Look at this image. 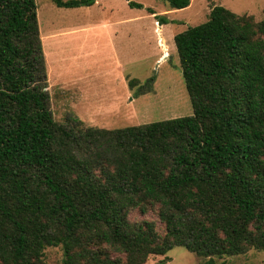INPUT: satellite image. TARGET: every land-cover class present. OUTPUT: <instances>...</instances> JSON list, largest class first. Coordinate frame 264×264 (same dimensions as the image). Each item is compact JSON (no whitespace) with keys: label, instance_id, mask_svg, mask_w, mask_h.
<instances>
[{"label":"trees","instance_id":"trees-1","mask_svg":"<svg viewBox=\"0 0 264 264\" xmlns=\"http://www.w3.org/2000/svg\"><path fill=\"white\" fill-rule=\"evenodd\" d=\"M36 8L0 0V264H46L48 248L62 264H145L177 246L200 264L264 252V18L214 6L174 36L193 116L105 129L54 120ZM133 211H153L162 232Z\"/></svg>","mask_w":264,"mask_h":264},{"label":"rangeland","instance_id":"rangeland-1","mask_svg":"<svg viewBox=\"0 0 264 264\" xmlns=\"http://www.w3.org/2000/svg\"><path fill=\"white\" fill-rule=\"evenodd\" d=\"M131 1L148 4L154 8V12L164 9L162 0ZM35 4L45 60L47 92L54 120L64 124L70 121L69 118H75L86 127L105 129L143 126L193 116L172 35L206 22L214 6H222L238 15L251 16L256 22L264 18V0H195L189 9L175 10L170 15L160 13L151 18L143 9L132 8V28L138 31L132 33L130 39H126L121 37L122 34L113 38L108 35L106 37L99 31L79 30L89 24L93 17L100 22L109 19L113 22L118 19L117 15L105 16L97 7L57 8L50 0H35ZM85 14H89V20L82 19ZM128 15L122 13L120 17ZM159 16L171 24L165 26L166 35H170L168 41H163L166 46L163 53L165 57L156 64V58L152 55L156 51L157 34L153 28L157 24L162 26L157 21ZM72 30L74 31L71 32ZM96 32L99 33L98 36ZM51 34L54 37L45 40ZM115 64H120L124 74H128L127 82L130 79L138 81L137 86L129 88L122 103L117 101L121 94L104 95V87L101 86L106 83L113 84L118 78ZM152 76L155 80L149 92L135 96L138 87L143 86ZM75 78L80 79L79 84H85L97 95H79V90L70 84ZM91 107L99 109L94 110ZM129 220L132 223L152 220L160 232L163 229L153 211L146 215L133 211ZM165 258H168L165 264L201 262L200 258L177 246L166 256L149 257L145 264H158ZM45 263L62 264L60 248H48L45 251ZM217 264H264V252L251 250L245 255L224 257L217 260Z\"/></svg>","mask_w":264,"mask_h":264},{"label":"crops","instance_id":"crops-1","mask_svg":"<svg viewBox=\"0 0 264 264\" xmlns=\"http://www.w3.org/2000/svg\"><path fill=\"white\" fill-rule=\"evenodd\" d=\"M194 2H195V0H190L189 6L187 8H185V10L189 9L190 6L192 4H194ZM163 3H164V5L162 7H164V9L160 12H157V11L154 12L153 11L154 8L148 4H146V5L141 4V3H139V4L142 5L141 9H143L145 11V13L148 16H150V18H151L153 16H155V17L158 16L157 14H160V13L170 15L172 11H175V10H171L165 2H163ZM93 7H97V9L102 11L105 14V16H109V15L116 16L117 15L118 19H116V21H113V22L110 19L107 21L100 22L99 19L93 17V20L89 21V24H87L86 26H82L80 29L77 28L81 32L99 31L100 33H103L106 37L108 35L109 37H113V38H117L119 35L122 34L121 37L126 38V39H130L132 33L133 34L137 33L138 30H134V28H132V23H134L132 21V16H131V9L132 8L128 5V1H126V0H95V3L92 6L87 7V8H93ZM149 9L152 10L154 13L151 14L148 11ZM122 13H124V14L127 13L129 15L127 17H120V15ZM89 14H87V15L85 14V16H87V17H85V16H83L84 15V13H83L82 19L86 18L87 20H89V18H88ZM169 23L170 22L168 21L167 24H169ZM167 24H162L161 27L158 24L156 26L153 25L154 26L153 31L156 32V34H157V40H156L157 45H156V51L154 52V54L152 56H154L156 58L155 59L156 64L159 63L165 57V54L163 55V53L165 51L166 46L164 45L163 41L164 40L168 41V39L170 38V35H166L167 33H165V31H166L165 26ZM38 27H39V25H38ZM141 28H143L142 25H141ZM73 31L74 30H72L71 32H73ZM96 33L98 36L99 33L98 32H96ZM52 37H54V34H51L50 37H46L45 40H50ZM172 37L174 38L173 35H172ZM40 41H41V38H40ZM119 65H116V67H115L116 70L118 69L117 70L118 71V78L114 81V83L113 84L112 83H108V84L106 83L105 86H103V85H101V86L104 87V91H103L104 95H111V94L120 95L121 94V98L119 97V99L117 101L122 103L126 93H129V87H128V82H127V79H128L127 75L128 74L125 75L123 67L119 66ZM116 70H114V72ZM79 81H80V79L75 78L70 83V84H72L73 87H75V89L79 90V95H83V96L85 94L97 95V93H93V91L91 89H88V87L85 84H79ZM82 85L87 87V88L83 87ZM112 101L114 103L116 102V100H112ZM92 109L97 110V109H99V107H94Z\"/></svg>","mask_w":264,"mask_h":264}]
</instances>
